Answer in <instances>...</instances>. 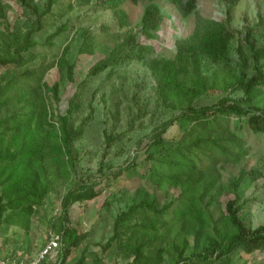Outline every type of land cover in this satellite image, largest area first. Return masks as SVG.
Here are the masks:
<instances>
[{
    "label": "rangeland",
    "instance_id": "rangeland-1",
    "mask_svg": "<svg viewBox=\"0 0 264 264\" xmlns=\"http://www.w3.org/2000/svg\"><path fill=\"white\" fill-rule=\"evenodd\" d=\"M83 1L58 0L51 12L41 18L42 28L32 34L35 45L22 54L24 62L0 65V151L7 154V149L9 153L18 150L15 144H8L17 131L14 126L17 121L13 118L24 109L25 99L17 98L19 92L13 88L23 79L24 72H33L34 77L38 78L33 101L41 114L39 137L34 140V151L30 153V158L22 159L21 164L19 159L3 160L0 170L5 166L6 175L13 169L18 173L24 170L22 164L28 165L30 161L28 166L31 174H35L40 183L48 184V192L42 203L33 206L28 230L12 220H5L11 210L3 213L0 222V258L23 261L37 259L48 242V236L57 233L62 217V197L68 188L80 180L96 184L98 196L87 202L75 203L68 210V225L85 237L63 264H74L83 249H87L88 263H93L92 255L101 254L102 247L113 234L116 216L138 203L141 197L147 202L156 200L157 207L161 208L163 204L176 201L180 194L177 186L165 185L166 190L156 186L147 173L154 163L146 156L154 134L164 123L177 116L187 106V101L183 97H174L162 103L148 61L154 58L172 59L175 55V42L188 37L193 31L195 14L183 18L169 2L154 1L164 17L154 37L146 38L141 32L140 21L148 1H125L121 5L128 16L126 26H120L110 10L96 7L95 0ZM45 4L46 0H0L4 13V18H0V58L7 54L13 56L17 47L15 42L22 41L25 33L36 27V17L43 12ZM196 10L199 16L223 22L233 32L228 65L233 67L235 75L243 74L246 79L250 78L254 71V61L244 35L251 30L254 47L262 45L264 0H239L237 5H230L224 0H197ZM62 26H65L63 31L57 32ZM86 31L92 39L91 52L80 53L79 48ZM128 34L134 35L137 45L149 48L148 52L142 53L143 59L125 58L119 44ZM46 40L49 41L47 44ZM62 59L75 64L72 82L68 80L66 67L61 65ZM106 59L111 61L108 66L95 75H88L97 63ZM217 68L207 62L204 64L207 74ZM5 86L8 89H4ZM220 96L218 92H207L194 100L193 104H214ZM241 96V91L230 94L231 98ZM72 97L76 99L79 108L70 118L69 126L81 128V135L73 140L70 156H67L63 153L61 142L60 117L66 114ZM5 99H8L7 102ZM254 102L256 109L264 111L263 87L256 91ZM243 119L232 117L228 127L221 126L222 130L212 133L240 138L247 151L239 161L217 162L215 173L218 179L212 194L219 186L227 187L231 178L239 176L241 169L249 171L257 168L264 173V134L252 133ZM26 125L22 129L17 127L18 131L27 127L31 132L36 127L35 123ZM225 129L228 132L225 133ZM181 135L182 131L176 124L168 126L162 134L165 140L162 147H174L173 141H177ZM43 138L44 141L41 140ZM132 163L136 167L131 168L129 174L126 167ZM115 170L120 173L111 178V172ZM2 191L0 187V193ZM220 193L212 204L208 203V197L202 201L213 220L224 211L225 202L234 198V194L227 188L221 189ZM236 193L244 204L239 216L245 226L254 229L263 225L264 178L252 180L245 176ZM140 219L137 217L133 222H140ZM195 231L196 225L192 223L187 224L186 231H183L182 238L188 241L186 255L197 242L201 247L206 241L204 235L195 237ZM152 234L149 232V236ZM164 248L166 250L160 264H174L170 240L166 241ZM107 252L99 264H126L131 261L127 252L118 253L115 247ZM43 262L59 264L56 255ZM233 262L264 264V250L252 254L238 252Z\"/></svg>",
    "mask_w": 264,
    "mask_h": 264
},
{
    "label": "trees",
    "instance_id": "trees-1",
    "mask_svg": "<svg viewBox=\"0 0 264 264\" xmlns=\"http://www.w3.org/2000/svg\"><path fill=\"white\" fill-rule=\"evenodd\" d=\"M88 1L90 0H86ZM125 1L136 3L139 0H95L94 5L110 10L117 18L119 25L126 26L128 16L121 8ZM146 1L148 3L140 21L141 32L146 38H153L164 16L159 6L154 3L157 0ZM160 1L172 4L183 18L191 14L196 16L191 34L175 42V55L172 59L154 58L148 61V66L157 81L156 86L162 103L174 97H183L187 101V106L177 116L164 123L154 134L148 144L149 150L146 156L154 163L147 173L156 186L163 190H166L165 185L177 186L180 188V194L176 201L163 204L161 208L157 207L156 200L147 202L144 197H141L138 203L129 206L127 210L116 216L113 234L102 247L101 254L92 255L93 263H88L87 249H83L74 264H99L111 247H115L118 253L129 254L131 261L126 264H160L163 261L166 250L164 245L167 240H170L172 251H174L172 252L174 264H234L233 257L238 252L252 254L257 250H264V224L254 229L245 226L239 216L244 204L243 201L240 202L241 197L236 193L245 176L257 180L264 178V173L257 168L249 171L241 169L239 176L231 178L227 187L219 186L213 194L211 193L218 179L215 173L217 162H236L247 153L240 138L234 135L225 137L221 133L212 135V133L222 130L221 126L228 127L230 118L233 117L237 120L244 118L252 133L264 134V111L256 109L254 102L256 91L260 87L264 88V36L262 45L255 48L251 39L252 31H247L244 35V41L250 47L254 61L253 74L246 79L243 74L235 75L233 67L228 65L233 32L223 22L199 16L196 10L197 0ZM224 1L230 5H237L239 2V0ZM57 4L58 0H46L43 12L36 17V27L29 29L22 41L15 42L17 47L13 56L7 54L4 58H0V65L24 62L22 54L34 47L32 34L42 28L41 18L50 13ZM0 18H4L1 6ZM64 28L65 26L60 27L57 32L63 31ZM47 42L49 41L46 40L45 44ZM91 45L92 39L86 31L79 52L90 53ZM119 46L124 50L125 58L129 60L134 58L141 60L142 53L149 50L147 46L137 45L133 34H128ZM112 60L116 62L115 59ZM110 62L106 59L97 63L88 75L97 74ZM206 62L219 68L207 74L204 70ZM61 65L66 67L68 80L72 82L75 64L62 59ZM23 74V79L13 88L19 92L17 98L25 99L23 100L24 109L19 116L13 118L17 121L14 125L17 131L13 133L12 141L8 144V146L11 143L15 144L18 150L9 153L7 149V154L0 151V164L6 159L12 161L19 159L21 164L22 159L30 158V153L34 151V140L39 137L38 126L41 114L33 101L37 93L38 78L34 77L33 72ZM4 89H8L7 86ZM236 91H241L242 96L231 98V92ZM207 92H218L221 96L214 104L200 106L193 104L194 100ZM7 100L5 99L6 102ZM78 108L76 99L72 97L66 114L60 117L61 142L63 153L67 156H70L71 143L81 135V128L75 129L69 126V120ZM30 123H35L36 127L33 131L29 132L27 127L23 128V131H18V128L22 129L21 127ZM173 124L182 131L181 138L173 141L174 147L164 148L162 146L165 140L162 134L168 126ZM1 126L2 122H0ZM225 130V133L228 132V129ZM20 132L23 134L21 135ZM41 140L44 141V138ZM28 165L30 166V161ZM28 165L23 163V171L17 173V170L13 169L8 175H6L5 166L0 170V187L3 189L0 193V222L3 213L11 210L5 220H12L24 230L29 228L33 206L40 205L48 192V184L40 183L37 176L31 174ZM134 167L136 164L132 163L126 167V171L130 174V169ZM16 173L18 175H14ZM118 173H120L118 170L112 171L111 178H115ZM4 176L5 180L1 181ZM224 188L231 191L234 198L225 202L224 211L220 213L219 218L213 220L202 201L208 197V203L212 204ZM97 196L96 184L80 180L68 188L62 197V217L55 233L60 237L56 254L59 264L65 262L85 237L76 228L68 225V210L75 203L87 202ZM137 217L141 218L140 222H133ZM189 223L196 225L195 237L204 235L206 241L201 247L197 242L191 252L186 255L188 241L182 238V234ZM205 230L210 232H204ZM149 232L153 234L149 236Z\"/></svg>",
    "mask_w": 264,
    "mask_h": 264
},
{
    "label": "built area",
    "instance_id": "built-area-1",
    "mask_svg": "<svg viewBox=\"0 0 264 264\" xmlns=\"http://www.w3.org/2000/svg\"><path fill=\"white\" fill-rule=\"evenodd\" d=\"M59 244H60L59 235L55 233L50 234L47 244H45L44 248L39 253L37 259H33L32 261H23V260H9V259L0 258V264H42L44 260L57 254Z\"/></svg>",
    "mask_w": 264,
    "mask_h": 264
}]
</instances>
